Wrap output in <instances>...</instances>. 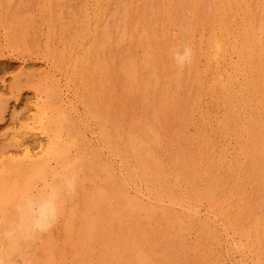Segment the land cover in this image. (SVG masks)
Instances as JSON below:
<instances>
[{"label":"bare ground","instance_id":"1","mask_svg":"<svg viewBox=\"0 0 264 264\" xmlns=\"http://www.w3.org/2000/svg\"><path fill=\"white\" fill-rule=\"evenodd\" d=\"M4 1L5 4L10 2ZM104 1L106 6L110 5L111 0ZM104 1L102 0V3ZM53 2L58 3V0ZM251 2H255L254 9L249 6ZM258 2L259 0H158L153 4L152 0H149L146 4L143 3L142 9L139 6L132 9L129 5H121L119 11L114 12L113 9L112 15L109 12L107 14L106 6L102 8L92 4L91 10H86V15L84 14L87 21L84 23L86 24L84 31L82 30L85 37L89 38L88 45L86 43L87 46L83 45L81 41V47L79 46L84 50V58L81 59L88 58L90 60L88 65H92L91 78L84 76L86 83L84 79H82L84 83L81 81L84 87L81 101L85 105L88 117L85 112V117L80 115L74 108V102L65 97V93L69 91L68 83L62 84L64 82L54 74L50 77L49 72L46 73L47 70L40 72L33 63L30 66L26 64L25 58L14 56L15 49L28 46L26 38L29 33L25 24L29 22L28 18L10 21L9 17L6 19V15L0 17V130L10 123L19 126L24 119L30 121L31 116H25L27 114L25 112L29 114L33 110L34 115L41 116L39 121L20 125L21 130L33 133L30 134V139L26 140L24 136L27 134L23 133L22 136L16 129L18 134L11 132L13 134L11 140L0 143V232L16 221L17 209L26 201H34L37 205L43 203L53 186L61 185L65 177L75 173L78 175L76 192L64 200L60 220L66 235V244L68 246L74 244L78 248L77 252L81 251L80 264H184L185 260L182 259L186 254L184 236L188 229L203 221L199 223L198 229L204 236L209 237L211 232L217 233L219 230L217 229L219 224L211 222L213 217L207 216L208 210L207 217L203 220L198 204L203 202L215 204L222 187L233 181L236 183L235 190L223 196L235 204L238 212L235 211L237 215L227 224L231 232L243 233V236L248 238L249 247L252 246L257 253H261L260 256H264V214L259 216L257 213L258 210L264 211V194L252 203L248 200L249 194L240 176L245 171L253 184L257 183L258 186L264 187V0H260V8H256ZM59 5L58 3L53 7L56 9ZM8 6H5L6 10ZM116 6L113 5L112 8ZM41 9L42 6L39 10ZM2 12L0 16L5 13ZM238 12H242L240 16L243 14L244 22L239 24L241 25L239 28L235 26L233 29L232 19L236 13L239 14ZM14 15L16 14L12 17L16 18ZM54 16L57 17V14ZM101 22L104 28L101 26L100 30L97 28ZM34 27L33 30L37 31L38 28ZM204 31H208L209 37L203 50L206 63L203 68L209 76L213 75L212 91L219 90L224 100L225 114L217 120L218 128L229 134L228 136H236L238 139L239 155L234 164L230 161L228 163L226 152L218 163L214 161L207 164L203 154L207 156L206 150L214 132L209 126V117L206 114L199 119L200 129L197 135H189V127L196 122L192 116L197 108L195 103L190 101L188 93L194 89L197 94V91L205 89L201 69L196 61L193 37L198 33L203 37ZM236 34L240 43L236 42ZM75 38L78 39V36ZM74 40L72 43H64L66 48H62L63 45L58 47L60 51L63 49V52H59L55 46L54 51L58 50L61 62L69 57L74 60L71 56L79 49L75 47ZM30 43L32 45V42ZM69 43L74 45L73 48H67ZM46 45L45 43L44 46ZM185 47L191 49L192 61L180 68L176 63V56L182 53ZM28 48L30 49L29 46ZM5 50L11 54L6 55ZM44 51L45 54L46 50ZM51 52L48 54H53ZM23 54L20 53L21 56ZM232 55L240 62L234 60ZM78 56L80 58V55ZM4 62L7 64H2ZM17 62H20L19 67L24 66L18 76L9 75L14 81L11 85H6L9 80L5 83L1 75H7L9 70L15 68ZM228 66L233 72H241V75L244 72L241 68L247 67L252 71L253 75L244 78L246 80L245 85H242L243 93L239 105L238 100L236 101L241 111L248 112L250 119L247 123L240 116L241 113L236 112L237 105L232 101L235 94L230 96L229 84L235 77L227 76ZM72 70L74 72V68ZM59 71L62 74V71ZM32 86L36 87V92L33 98L31 97L33 94L27 97L24 90L26 87L32 89ZM182 96L185 97L184 100H181ZM195 97L194 101L200 103L198 94ZM182 101L189 103L181 109ZM22 104L25 108L17 111V107ZM9 107L13 110L9 111L11 115L8 123V120L4 121V115L8 109L10 110ZM180 116L182 119H179ZM88 122L92 123L93 129H90ZM89 129L92 130L91 138H87L85 132ZM95 130H98V135ZM10 131H7L9 137ZM165 132L171 135L168 141L170 146L174 144L177 146V152L175 154L173 152L171 157L174 167L171 172L164 168L160 158ZM37 133L48 138L45 144L40 142V147L36 146V151L30 146V142L32 138V142L34 141ZM5 136L6 134L3 135ZM99 140H102V143H99ZM18 149L19 152L16 151ZM240 156L243 157L242 160L239 159ZM113 159H117L124 167L125 174L118 173L122 181L117 176ZM221 164L226 167L225 174L220 172ZM128 182L131 186L139 183L146 188L148 194L134 187V192L130 193L131 186H128ZM177 183L189 187L190 201L194 205L191 203L186 206L184 197L173 194ZM144 197H147V201L143 199ZM75 198L80 204L69 205L75 203ZM151 200L156 201V205L158 202L160 206L155 207ZM176 204L177 207L181 205L179 209L187 212L182 213L183 215L180 214L182 211L175 213L172 206ZM155 216H159L158 221L161 223L162 231L159 230V233L152 225ZM217 236L220 239L223 237L220 230ZM222 239L227 243L225 237ZM50 240L48 238V242L42 243L47 263L63 264L64 262L61 263L65 255L63 248L60 249L57 242ZM231 240L233 250L244 256V246L234 239ZM6 243L0 239V244ZM97 244L103 245L102 253L95 251ZM202 258L205 260L204 256Z\"/></svg>","mask_w":264,"mask_h":264},{"label":"rangeland","instance_id":"2","mask_svg":"<svg viewBox=\"0 0 264 264\" xmlns=\"http://www.w3.org/2000/svg\"><path fill=\"white\" fill-rule=\"evenodd\" d=\"M4 1V0H3ZM18 2H16V0H13V2H12V0H10V2H8V4L6 3L5 4V1L4 2H0V12L1 11H3V12H5V13H3V15H1L0 17H4L5 15V17H6V19H7V17H9L10 19V21L12 20V21H15L16 19L18 20L19 18H24V17H27L28 18V20H29V22L27 23H25L28 27L26 28L27 29V33H29V34H27V40H26V43H27V45L30 47V49L28 48V46L27 47H23V46H20V48H17V49H15L16 51H18L19 53H17L15 50H14V56L16 55V56H20V57H22L21 59H24L25 58V60H27V63L26 64H28L29 66L30 65H35V67H37V70L38 71H40V72H45L46 70V73L47 72H49V76L50 77H52V74H54L55 76H57L56 78H58L59 80H62V82H64V83H62V84H67L68 85V87H67V89L69 90L68 92H66V93H68V94H66L65 93V97H69L73 102H74V108L75 109H77V112L78 113H80V115H83V117H85V114H84V112L86 113V110H85V105L83 104V102L81 101V96L83 97V89L82 88H84L83 87V84H82V79H84V82L86 83V79L84 78V76L86 77V76H88L89 78H91V76H90V74H91V72H92V65L91 66H89L88 65V61H90V60H88V58H87V60H82L83 58H84V50L83 49H80L79 48V46L81 47V43H84L83 45H85V43L88 45V39L89 38H87V37H85V33H83V31H84V25H86V24H84V23H86V21H87V18L84 16V14L86 15V12L89 10H91V8H92V4L94 5V4H97V5H99L100 7L102 6V8L103 7H105L106 6V2L104 1L103 3H105V4H103L102 3V0H100V1H98V0H96L95 2H94V0H58V3L60 4L59 6H58V8H54V7H56L57 6V2H53V1H55V0H23V2H22V0H17ZM57 1V0H56ZM120 1V2H119ZM124 1H126V2H123L122 0H111V2H109L110 3V5L107 7L106 6V8H105V10H106V12H107V14H109V13H111V15L115 12V11H119L120 9H121V5H129L132 9H135V8H138V6H139V8H141L142 9V6H143V3L144 4H146L147 2H149V0H124ZM137 1V2H136ZM7 2V1H6ZM15 2H16V5H15ZM22 2V3H21ZM31 2V3H30ZM33 2H34V4H33ZM46 2V3H45ZM48 2V3H47ZM53 4H52V3ZM122 2V3H121ZM156 2H158V0H152V3L153 4H155ZM25 3V4H24ZM31 4V5H27V4ZM55 3V4H54ZM99 3V4H98ZM101 3V4H100ZM119 3V4H118ZM121 3V4H120ZM260 3V0H259V2H258V4H257V6H256V8L257 7H259L260 8V6H261V3ZM24 4V5H23ZM50 5V7H48L49 5ZM118 4V5H117ZM252 4H254V6H252ZM7 5H9L8 6V9L6 10V7L5 6H7ZM38 5V6H37ZM53 5H54V7H53ZM104 5V6H103ZM116 6V7H114V8H112V6ZM20 6V7H19ZM41 6H42V9L41 10H39L40 8H41ZM45 6V7H44ZM52 6V7H51ZM84 6V7H83ZM91 6V7H90ZM128 6V7H129ZM159 6V5H158ZM249 6H251L250 8H252V9H254V7H255V2L253 3V2H251L250 3V5ZM25 7V8H24ZM31 7V8H30ZM39 7V8H38ZM36 8V9H35ZM43 8H47L46 10H48V12L45 10V9H43ZM84 8V9H83ZM116 8V9H115ZM119 8V9H118ZM158 8V7H157ZM4 9V10H3ZM18 9H21V10H19L18 11ZM38 9V10H37ZM82 9V10H81ZM112 9V10H111ZM113 9H114V12H112L113 11ZM24 10H26V11H24ZM30 11V12H28V11ZM34 10H36L35 12L36 13H38V15L34 12ZM52 10V11H51ZM55 10H58V11H55ZM78 10V11H77ZM85 10V11H84ZM87 10V11H86ZM32 11V12H31ZM40 11H41V13H40ZM60 11V12H59ZM34 12V13H33ZM109 12V13H108ZM32 15H31V14ZM44 13V14H43ZM48 13H49V15H48ZM57 14V17L56 16H54L55 14ZM60 13V15L58 16V14ZM68 13H70V14H68ZM239 14H235L233 17V24H232V28L234 29V28H236L235 26H238L237 28H239V26H241V25H239L240 23H243L244 21H243V19H242V17H243V14H242V16H240L241 15V13L240 12H238ZM13 14H16V15H14V16H16V18L15 17H12L13 16ZM27 14V15H26ZM47 14V15H46ZM72 14H73V16H72ZM9 15V16H8ZM24 15V16H23ZM46 15V16H45ZM71 16L70 18L69 17H65V16ZM80 15V16H79ZM38 16V17H37ZM53 16V17H52ZM75 16V17H74ZM18 17V18H17ZM39 17H41L40 19H39ZM43 17L45 18V19H43ZM49 17H51V18H49ZM74 17V18H73ZM77 17V18H76ZM241 17V18H240ZM32 18V19H31ZM34 18V19H33ZM49 18V19H48ZM64 18V19H63ZM83 18V19H82ZM110 17H108V19H109ZM15 19V20H14ZM73 19V20H72ZM77 21H75V20ZM81 20V22H80V20ZM111 19V18H110ZM240 19V20H239ZM60 20V21H59ZM70 22H69V21ZM84 20V21H83ZM231 20V21H232ZM237 20H238V22H237ZM32 21H34V23H35V21L37 22V23H39V25H37V23L36 24H32L33 22ZM0 22H1V18H0ZM41 22H43V23H41ZM52 22V23H51ZM54 22V23H53ZM59 22H61V23H59ZM71 22H72V25H71ZM49 23V24H48ZM70 23V24H69ZM79 23H81V25L79 26ZM31 24V25H30ZM42 24L44 25V26H42ZM60 24V25H59ZM75 24V25H74ZM37 25V26H36ZM78 25V26H77ZM104 26V24H103V22H101V24L98 26V28L97 29H100L99 27H101V26ZM33 26H35L36 28H38L37 29V31L34 29L33 30ZM51 26V27H50ZM55 26V28H53ZM65 26V27H64ZM102 26V28H104ZM234 26V27H233ZM34 27V28H35ZM58 27V28H57ZM64 27V28H63ZM67 27H69L68 28V30H67ZM75 27V28H74ZM82 27V28H81ZM49 28V29H48ZM77 28V29H76ZM81 30H80V29ZM53 30V31H51V30ZM29 30H30V32H29ZM44 30V31H43ZM55 30V31H54ZM59 30V31H58ZM65 30H66V32H65ZM79 30H80V32H79ZM83 30V31H82ZM101 30V29H100ZM32 31V32H31ZM39 31V32H38ZM45 31H46V33H45ZM64 33H63V32ZM216 31H217V29H216ZM34 32H35V34H34ZM52 32H54V33H52ZM60 32H61V34H60ZM74 32V33H73ZM37 33V34H36ZM60 35H59V34ZM69 33H71V34H69ZM72 33H73V35H72ZM177 33V29L175 30V34ZM207 33V34H206ZM48 34V35H47ZM69 34V35H68ZM75 34V35H74ZM40 35H42L41 37H39ZM43 35H44V37H43ZM46 35V36H45ZM80 35V36H79ZM82 35H84V36H82ZM28 36H30V38L28 39ZM36 36V37H35ZM51 36V37H50ZM55 36H57V37H55ZM59 36V37H58ZM69 36V37H68ZM70 36H72L71 38H70ZM76 36H78V39H76L75 37ZM82 36V38L81 39H83V40H85V41H83V40H81L80 39V37ZM39 37V38H38ZM45 37H47L46 39H45ZM63 37V38H62ZM208 37H209V33H208V31H204V36L203 37H201L200 35H199V33L198 34H195V36L193 37V39H194V49H195V54H196V61H197V65H198V67L201 69V78H202V80H203V82H204V86H203V88H205V89H201L199 92L197 91V94H198V97H200V103L199 102H195L194 101V99L196 98L195 96L197 95L196 94V91L194 90V89H192L189 93H188V97L190 98V101L191 102H193V103H195V106H196V112L195 113H193L194 115L192 116L193 118H194V120H196V122H194V125H196V126H191V127H189L190 129H189V135H191V136H196L197 135V133H198V129H200V122H199V119H200V117L201 116H203V115H207V117H209L208 118V120H209V126L212 128V130H213V132L214 133H212L213 135H212V137H211V143L208 145V147H207V150H206V153H207V156L205 155V153L203 154L204 155V158H206V160H207V164H209V163H212V162H219V160L222 158L221 156L224 154V152H226V157H227V161H228V163H229V161H230V163L232 164V162H233V164L235 163V159L236 158H238V155H239V147H238V139H236L237 137L236 136H228L229 134H226L225 132H223V131H221L218 127H219V125L217 124V120H219V117H222L224 114H225V110H224V107H223V104H224V100H223V96L222 95H220L221 93H220V91L219 90H217V91H212V83H211V80H212V76L213 75H211V76H209L205 71H204V68H203V66H205V58L203 57V55H204V52H203V50L205 49V47H206V43H207V39H208ZM235 37H236V42H238V43H240V39L239 38H237V34L235 35ZM34 39V40H33ZM40 39V40H39ZM42 39H44V40H42ZM62 39H63V41H62ZM68 39V40H67ZM75 39V40H74ZM87 39V40H86ZM192 39V40H193ZM51 40H52V42H51ZM60 40V41H59ZM70 40V41H69ZM72 40H74L73 42L75 43H73L74 45H76L75 47H78L79 49H78V52H76L75 54H73V56H71L74 60H71V58L69 57V58H67V60H64L63 61V59H62V61L63 62H61V59H60V56H59V54H57V52H58V50H59V48L58 47H60V46H62V48L64 47V48H66V45H64V43H68V42H71L72 43ZM238 40V41H237ZM34 41V42H33ZM44 41V42H43ZM76 41V42H75ZM82 41V42H81ZM196 41H197V43H196ZM30 42H32V45H31V43ZM40 42V43H39ZM60 42V43H59ZM63 42V43H62ZM81 42V43H80ZM202 42H203V44H202ZM43 43V44H42ZM45 43L47 44L46 46H47V48H46V46H44L45 45ZM48 43H49V45H48ZM51 43H53V44H51ZM237 43V44H238ZM36 44H38V45H36ZM35 45L36 46H38L37 48L35 47ZM52 45V46H51ZM73 45V46H74ZM87 45H85V46H87ZM50 46V48L48 49V47ZM57 47V51H54L55 50V48ZM73 46L72 45H70V43L68 44V47L67 48H69V47H71V48H73ZM45 47V48H44ZM23 48H25V49H23ZM43 48V49H42ZM52 48V49H51ZM71 48H69V49H71ZM14 49V48H13ZM27 49H28V52H27ZM32 49V50H31ZM61 49V48H60ZM68 49V50H69ZM24 50V51H23ZM44 50H46V53L44 54ZM51 50H52V52H53V54L55 55H53V54H51L50 55V53L48 54V52L50 51L51 52ZM81 50H83V51H81ZM199 50H201V51H199ZM7 51V52H6ZM12 51V50H11ZM30 51V52H29ZM16 52V53H15ZM40 52H43V53H40ZM51 52V53H52ZM59 52H63V49H61V51L59 50ZM7 53H9V54H11V52L10 51H8V50H5V54L6 55H8ZM20 53L21 54H23V56H21L20 55ZM27 53H30V54H28L27 55ZM40 53V54H39ZM44 54V55H43ZM63 54V53H62ZM76 55V56H75ZM78 55H80V58H79V56ZM29 56V57H28ZM30 56H31V59L33 58V60H31L30 59ZM58 56V57H57ZM36 57H37V59H36ZM55 57V58H54ZM63 57V56H62ZM232 57L234 58V60H236L238 63L240 62V60H237L236 59V56H233L232 55ZM19 58V57H18ZM28 58L30 59V60H28ZM57 58V59H56ZM82 58V59H81ZM60 60V61H59ZM84 61V62H82V61ZM202 60V61H201ZM118 61V60H117ZM65 62H67V64H65ZM204 62V63H203ZM31 63H33V64H31ZM75 64V65H72V64ZM2 64H7V62H4V63H2ZM66 66H69V67H65V65ZM1 65V64H0ZM18 65H20V62H17L16 64H15V68H13V70L11 69V70H9L7 73V75H5V76H3V75H1V77H3V79H4V82L6 83L7 82V80H9V83H6V85H11L12 83H13V81H14V78H11V77H16V76H18L19 75V72H20V70L22 69V66H24V65H21V67H19ZM41 67H40V66ZM200 65V66H199ZM81 66V67H80ZM48 67H49V70H48ZM76 67V68H75ZM78 67V68H77ZM87 67H88V69H87ZM55 68H57V70L55 69ZM67 68H68V70H67ZM70 68V69H69ZM72 68H74V72H73V70H72ZM82 70H81V69ZM230 68V70H228ZM17 69V70H16ZM43 69V70H42ZM61 70L62 72V74H60V71L59 70ZM83 69H84V71H83ZM226 69H227V76L228 75H232V76H234L235 78H234V80L229 84V86H230V96H234V94H235V96H234V98L232 97V101H233V103L234 104H236V101L238 100V105H239V100H241V98H242V93H243V91H242V85L244 84V81L246 80V79H244V78H248V77H250L251 75H253L252 74V71L249 69V68H247V67H245L244 69L243 68H241V70H244V72L242 73V75H241V72H239V73H236V72H233V70L231 69V67H226ZM42 70V71H41ZM71 70V71H70ZM250 71V72H248V71ZM15 71V72H14ZM17 71V72H16ZM51 71H53V73L51 72ZM78 71H80V72H78ZM230 71V72H229ZM15 73L14 75L12 74V73ZM51 72V73H50ZM55 72V73H54ZM72 72V73H71ZM84 72V73H83ZM86 72V73H85ZM89 72V73H88ZM204 73L206 74V75H204ZM82 74V75H81ZM85 74H87V75H85ZM11 77H10V76ZM13 75V76H12ZM16 75V76H15ZM53 75V76H54ZM59 75V76H58ZM204 75V76H203ZM244 75V76H243ZM246 75V76H245ZM255 75V74H254ZM7 76H8V78H7ZM65 78H63V77ZM73 76V77H72ZM237 76V77H236ZM48 77V76H47ZM49 77V78H50ZM60 77L61 78H63V79H60ZM81 77V79H79ZM88 77H86V78H88ZM242 77V78H241ZM255 77H256V75H255ZM12 79V80H11ZM76 81H75V80ZM78 79L80 80V81H78ZM237 79V80H236ZM240 80V81H239ZM82 81V82H81ZM243 81V82H242ZM11 82V83H10ZM77 82H79V83H77ZM83 82V83H84ZM205 82H206V84H205ZM236 82V83H235ZM238 82V83H237ZM242 82V84H240V83ZM209 86H208V85ZM231 84H233V85H231ZM234 84H236V85H234ZM238 85H240V87L238 86ZM245 85V84H244ZM33 88L35 87V86H32ZM207 87H209V89L207 88ZM31 87H26L25 88V90H24V92H25V95L28 97H30L31 95L30 94H33L31 97L33 98V96H34V94H35V90H36V87L34 88V90H32V89H30ZM234 88H235V90H234ZM241 90H240V89ZM27 89V90H26ZM64 89H65V87H64ZM211 89V90H210ZM32 90V91H31ZM240 90V91H239ZM37 91H38V88H37ZM205 91V92H204ZM235 91V92H234ZM205 94H204V93ZM207 92V93H206ZM218 93V94H217ZM203 94V95H202ZM67 95V96H66ZM200 95V96H199ZM185 96V95H184ZM184 96H182L181 97V100H184ZM237 96V97H236ZM26 97V98H27ZM240 97V98H239ZM68 98V99H69ZM69 99V100H70ZM192 99V100H191ZM188 104L189 102H186L185 101V103H184V101H182V103L180 104V108L182 109L184 106H185V104ZM237 105V104H236ZM237 105V108H236V112L238 113L239 112V114H240V116L242 117V118H244V120H245V122L247 123V121L250 119V117H249V115L247 114L248 112H246L245 110V112L242 110L241 111V108L239 107ZM25 108V106L22 104L20 107H17V111H19L21 108ZM28 108H30L29 106H27ZM10 108V107H9ZM199 108V109H198ZM240 108V109H239ZM11 110H13L12 108H10V110L8 109V111L5 113V119H4V121H7L8 120V123L10 122L9 121V117H10V112H11ZM29 110V109H28ZM27 110V111H28ZM10 111V112H9ZM32 112H29V114H28V112H25V113H27L25 116H31L30 117V121H26L25 119L24 120H22L23 122H21V123H19V126H18V124H8V125H4V127L0 130V134L2 135H5L6 134V136L5 137H3V135H2V137H1V135H0V143L2 144L3 142L4 143H6L7 141H9V140H11V138L13 137V134H15V133H17L18 134V131H20L19 133L20 134H22V136H24L25 134H27V135H25L24 136V138L27 140V139H30V134H33V133H27V132H25L26 130L25 129H22L21 130V124H25V123H31V122H35V121H39L40 120V118H41V116L39 117L38 115H34V113H33V110H31ZM205 112V113H204ZM33 113V115H34V117H32L33 115H30V114H32ZM182 113V112H181ZM9 114V115H8ZM200 114V115H199ZM202 114V115H201ZM245 114V115H244ZM248 115V116H247ZM35 116H37V117H35ZM86 116L88 117V114L86 113ZM245 116V117H244ZM181 117V116H180ZM179 117V119H182V117L180 118ZM248 117V118H247ZM7 118V119H6ZM36 118V119H35ZM39 118V119H38ZM38 119V120H37ZM178 119V118H177ZM178 119V120H179ZM88 124L91 126V124L92 123H90V122H88ZM93 126V125H92ZM92 126L90 127V129H93L92 128ZM9 127V128H8ZM11 127V128H10ZM15 127H17V128H15ZM24 128H25V125H24ZM27 128V127H26ZM4 129V130H3ZM10 129H11V131H10ZM15 129V130H14ZM16 129L18 130L17 132H16ZM86 130L85 132H87V134H86V136H87V138H89L90 137V135H91V132H92V130ZM3 130V131H2ZM220 130V131H219ZM7 131H10V137H9V132H7ZM95 131H97V132H95L96 133V135H98V130H95ZM200 131V130H199ZM23 133H24V135H23ZM29 134V135H28ZM38 134H40V135H38ZM223 134V135H222ZM36 135V134H35ZM166 135V136H165ZM39 136V137H38ZM42 136V137H41ZM171 135H170V133L168 132H165V133H163V137L165 138H163V140H162V147H161V150H160V158H161V162L163 163V166H164V168L167 170V171H173V169L172 168H174L173 167V165H172V163H171V157H172V154H173V152H174V154L177 152V146L174 144L173 146H170V143L168 142V141H170V137ZM214 136V137H213ZM221 136V137H220ZM223 136V137H222ZM101 137V136H100ZM167 137V138H166ZM2 138V139H1ZM10 138V139H9ZM36 138V139H35ZM40 140H39V139ZM47 138H48V136H44V135H42L41 133H37V137H34V141L32 142V140H33V138L31 139V142H30V140H28L29 142H30V146L32 147V148H34L36 151H37V149H36V146H37V148L38 147H40V142L42 143V144H45V141H47ZM91 138V137H90ZM3 139L5 140V141H3ZM98 139H99V136H98ZM100 139H102V138H100ZM168 139V140H167ZM80 140L82 141V139L80 138ZM36 141V142H35ZM80 141V142H81ZM100 141V142H99ZM98 142L99 143H102V140H99ZM38 142V143H37ZM196 143L194 142V145H195ZM165 148H166V150H165ZM176 149V150H175ZM224 149V151H222ZM11 150V149H10ZM13 150V149H12ZM11 150V151H12ZM16 151H18L19 152V149L18 150H16ZM210 151V152H209ZM215 151V152H214ZM171 152V153H170ZM213 155H212V154ZM18 154V153H17ZM209 154V155H208ZM211 154V155H210ZM164 155V156H163ZM13 156H15V155H13ZM174 156V155H173ZM217 156V157H216ZM162 157L164 158V159H162ZM212 158V159H211ZM233 159V160H232ZM239 159L240 160H242L243 159V157H239ZM239 159H237V160H239ZM113 161H114V165H115V169H116V173H117V176H118V178L122 181V179L120 178L121 176H120V174H125L124 172V167H123V165L122 164H120L119 162H118V160L117 159H113ZM170 161V162H169ZM169 162V163H168ZM204 163V162H203ZM222 163V162H221ZM119 164V165H118ZM206 164V163H205ZM230 164V165H231ZM122 167H121V166ZM118 167L120 168V169H118ZM172 170H171V169ZM206 168H208V167H206ZM219 168H220V172L222 173V174H225V172H226V167H223V165L221 164L220 166H219ZM219 172V173H220ZM118 173H120V174H118ZM241 177H242V179H243V181H244V186H245V189H246V191H247V193L250 195H248V200H250L252 203L253 202H255L256 200H258V198H260L261 196H263V194H264V187H260V186H258V184L256 185V184H253V182L251 181V179L249 178V176H247V174H246V172L245 171H243L242 172V174L240 175ZM125 178V177H124ZM237 180H235V182H236ZM128 184H129V182H128ZM236 183H234L233 181H229L225 186H223L222 188L223 189H221V192L218 194V196H217V203L215 202V204H210V203H207V202H203V203H201V204H198V209H199V212L201 213V216H203V220L207 217V216H209L210 218L211 217H213V218H211L212 220H211V222H213V221H215V222H217L219 225H218V228L217 229H219L220 230V235L221 236H223V237H225L226 238V241H227V243L225 242L224 243V241H225V239H220V238H218L219 236H217V233H218V231H217V233H215V232H211L210 234L211 235H209V237H206V236H204V234L203 233H200L199 232V227H198V225H199V223L201 224L203 221H201V222H197L196 223V225L192 228V229H188V231L185 233V236H184V239H185V245H186V251H185V256H184V258L182 257V259L183 260H185V263L184 264H264V256L262 255V256H260L261 255V253L259 254V253H257V251H255V249L251 246V248L249 247L250 246V243H248V238H245V236H243V233H240V232H231V228H229V225L227 224L229 221H230V219H233L234 218V216H236L237 215V213L236 212H238V208L235 206V204H233L232 202H230L229 200H227V199H225V197L223 196V195H225V196H227V193H231L232 191H234L235 190V187H236V185H235ZM235 185V186H234ZM129 187L131 186L130 184L128 185ZM139 188V189H141V190H143L144 191V193H146V194H148V192H147V190H146V188H144V186H142V185H140L139 183H137V184H135V185H132L131 186V188L130 189H132V188ZM142 187V188H141ZM133 188V190H130L129 189V191H130V193L132 192H134V189ZM175 189H173V194L175 195V196H180V197H184L183 199H184V202H185V205L186 206H188V205H191V203H192V205H194L193 204V202L192 201H190V197H189V195H190V189H189V187L188 186H185L184 185V187H183V184H181V183H177V185H175V187H174ZM185 188H186V190H185ZM179 189H182V190H179ZM181 191V192H180ZM183 193V194H182ZM223 193V194H222ZM223 197H222V196ZM261 195V196H260ZM236 196V195H235ZM220 197H222V198H220ZM237 197V196H236ZM235 197V198H236ZM147 198V197H146ZM145 197L143 198L144 200H146L147 201V199H146ZM236 199H239V198H236ZM242 199V198H241ZM75 203H72V204H69V205H79L80 203H79V201L75 198ZM151 201H152V203H151ZM150 201V203L151 204H153L155 207H158V206H160V204L158 205V202H157V205H156V201H153V200H151ZM154 202V203H153ZM230 202V203H229ZM70 203V202H69ZM77 203V204H76ZM227 203H229V204H227ZM223 204V205H222ZM231 204V205H230ZM216 205V206H215ZM71 206V207H72ZM168 205H167V203H165V207H167ZM175 205H173L172 206V208H173V211L175 212V213H177V212H180V211H182L180 214L181 215H183L185 212H187V211H185L184 209H179V207L181 206V205H179L178 207H177V204H176V206L174 207ZM209 208H212V210L211 209H209ZM176 209V210H175ZM197 209V208H196ZM197 209V210H198ZM220 209V210H219ZM187 210V209H186ZM209 212H208V211ZM159 211H161V210H159ZM224 211V212H223ZM226 211V212H225ZM236 211V212H235ZM207 212H208V214H207ZM229 212V213H228ZM160 213V212H159ZM183 213V214H182ZM232 213V214H231ZM257 213H259V216H261V215H263L264 214V211H261V210H258L257 211ZM206 214H207V216H206ZM215 214V215H214ZM205 215V216H204ZM211 215V216H210ZM218 215V216H217ZM230 215V216H229ZM205 217V218H204ZM214 217H216L215 219H214ZM232 217V218H231ZM159 220V216H155L153 219H152V225H154L153 226V228L159 233V230H161V223L158 221ZM219 221V222H218ZM60 223V224H59ZM160 223V224H159ZM62 228V221L59 219V221L57 222V224L55 225V227L54 228H52V230L51 231H49V232H47V233H45V234H43L41 237H40V239H42V241L39 239H37L36 241H33V242H30L31 244H30V253H31V255H32V257H33V261H36V262H34L35 264H48L47 262V258L43 255V248H42V243L44 242H48V238L49 239H51L50 241H53V242H57L58 243V246L60 247V249L61 248H63V251L65 252V255H64V258H62V260H61V263L62 262H64L63 264H80V262H81V259H82V257H81V251L80 252H77V250L76 249H78L77 247H75L74 246V244H71V246H68V244H66V242H65V238H66V235H65V232H63L64 230H63V228ZM62 230V231H61ZM122 231H123V229H121ZM233 230V229H232ZM162 231V230H161ZM211 231H213V229L211 230ZM230 231V232H229ZM125 232H126V230H125ZM226 234H229V236L227 237L226 236ZM219 235V234H218ZM64 238H63V237ZM217 238V240L214 238ZM217 236V237H216ZM44 237V238H43ZM52 237V238H51ZM61 239V240H60ZM215 239V240H214ZM231 239H234V241H237L238 242V244H242V246H244L243 247V254H244V256H241V253H239V252H235V250H233V244H232V240ZM45 240V241H44ZM188 240V241H187ZM38 241V242H37ZM220 241V242H219ZM65 245V246H64ZM70 245V244H69ZM77 245V244H76ZM79 245V244H78ZM80 246V245H79ZM247 248V250H246V248ZM34 248H35V250H34ZM39 248V249H38ZM188 248V249H187ZM67 249V250H66ZM95 251L96 252H99V253H102V251H103V249H104V247H103V245H101V244H97L96 245V247H95ZM67 252V253H66ZM56 253H58V252H56ZM70 253V254H69ZM59 254V253H58ZM57 254V255H58ZM44 256V257H43ZM58 256H60V255H58ZM68 256V257H67ZM202 256H204V258H205V260L202 258ZM208 257V258H207ZM34 258H36V259H34ZM43 258H45L44 260H43ZM59 258V257H58ZM57 258V259H58ZM203 259V260H202ZM59 262H60V260H59ZM66 262V263H65ZM17 264H19V261H17ZM115 264H117V263H115ZM119 264V263H118ZM121 264V263H120Z\"/></svg>","mask_w":264,"mask_h":264},{"label":"clouds","instance_id":"3","mask_svg":"<svg viewBox=\"0 0 264 264\" xmlns=\"http://www.w3.org/2000/svg\"><path fill=\"white\" fill-rule=\"evenodd\" d=\"M192 61V51L185 47L176 56L180 68ZM78 175L65 177L61 185L49 190L46 200L37 205L34 201H26L18 209L15 222L0 232V239L6 244H0V264H34L30 253V242L39 239L43 234L52 230L62 215L63 202L75 194Z\"/></svg>","mask_w":264,"mask_h":264}]
</instances>
